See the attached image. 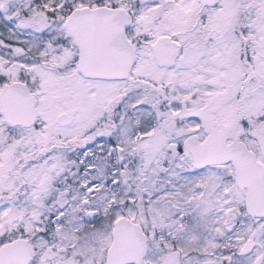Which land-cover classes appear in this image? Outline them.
Returning a JSON list of instances; mask_svg holds the SVG:
<instances>
[{"label":"snow or ice","instance_id":"6c2138e0","mask_svg":"<svg viewBox=\"0 0 264 264\" xmlns=\"http://www.w3.org/2000/svg\"><path fill=\"white\" fill-rule=\"evenodd\" d=\"M0 264H264V0H0Z\"/></svg>","mask_w":264,"mask_h":264}]
</instances>
